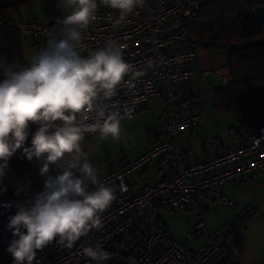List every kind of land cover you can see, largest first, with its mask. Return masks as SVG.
Listing matches in <instances>:
<instances>
[{
	"label": "built area",
	"instance_id": "obj_1",
	"mask_svg": "<svg viewBox=\"0 0 264 264\" xmlns=\"http://www.w3.org/2000/svg\"><path fill=\"white\" fill-rule=\"evenodd\" d=\"M211 1L214 0H145L144 7L136 9L125 19L123 26L117 28L113 23L118 12L105 5L98 6L97 20L85 30L81 54L87 56L112 39L123 46V58L133 66V73L142 72L135 79L131 74L126 76L125 81H132L131 86L122 82L117 94L102 99L101 106L108 111L119 109L121 112L133 108L132 118H125L122 125L132 120L148 101L163 98L166 138L151 141L141 154L117 170L99 174L101 183L117 189L116 199L101 214V227L90 230L71 249L54 241L37 252L33 264H98L81 255L83 247L97 243L107 252L114 245L115 254L120 256L115 262L107 260L99 264H129L122 260L121 253H125L129 244L134 246L133 238L137 237L138 247L132 252L134 264H226L223 243L207 230L204 201L228 206L231 202L220 193L223 186L264 171V123L243 135L235 147L212 159L190 163L184 159L181 136L202 123L203 113L182 108L176 88L193 77L192 64L201 46L189 33L202 7ZM55 21L48 24L24 21L15 13L0 18V25L14 28L21 38L39 42L44 48L46 33L57 27ZM204 75L224 88L230 85L229 72L222 68L201 73V77ZM203 90L201 84L200 91ZM93 122L91 119L85 121ZM97 134L86 132L81 142L92 164L83 142ZM162 158L168 163V174L147 180L140 191L133 192L129 179ZM43 182L19 195L0 197V264H13L7 248L17 237L6 227L8 218L17 213V205L29 207L28 202L43 190ZM9 204L11 207L6 206ZM162 212H195L198 217L186 230L183 241H177L167 235L159 217ZM201 235L207 236L205 241L197 248L189 249L187 244Z\"/></svg>",
	"mask_w": 264,
	"mask_h": 264
},
{
	"label": "clouds",
	"instance_id": "obj_2",
	"mask_svg": "<svg viewBox=\"0 0 264 264\" xmlns=\"http://www.w3.org/2000/svg\"><path fill=\"white\" fill-rule=\"evenodd\" d=\"M99 5L118 12L113 23L117 28L143 8L145 0H59L66 14L46 33V46L29 54L25 64L0 61V178L17 149L23 148L29 161L43 157V190L29 207L17 205L6 225L17 237L7 248L13 264H33L37 252L54 241L71 249L101 227V214L116 199V187L101 183L99 169L81 142L86 132H98L102 140L120 138L121 123L132 118L134 109L108 111L100 101L115 96L122 82L131 86L126 76L135 79L142 72L133 73L123 58V46L112 39L87 56L81 54L85 30L97 20ZM89 119L94 122L85 123ZM30 124L38 130L31 147H24ZM6 191V186L0 187V193ZM81 255L98 264L111 259L99 243L83 247Z\"/></svg>",
	"mask_w": 264,
	"mask_h": 264
},
{
	"label": "crops",
	"instance_id": "obj_3",
	"mask_svg": "<svg viewBox=\"0 0 264 264\" xmlns=\"http://www.w3.org/2000/svg\"><path fill=\"white\" fill-rule=\"evenodd\" d=\"M58 4L59 0H24V3L11 14L18 13L24 21L34 20L38 23L48 24L57 18H63L66 14ZM260 10H255V17L257 13H262L259 14L261 19L258 20L264 21V12ZM22 48L27 63L28 55L42 49V45L39 42L22 38ZM227 61V51L209 52L200 47L197 59L192 64L193 77L186 84L176 88L182 108L203 113V102L200 95H205L204 92L206 91L213 93V90L224 87L220 86L219 82H213L207 75L201 77V73L216 68H222L229 72ZM201 84L204 86L203 91H200ZM211 96L212 112L210 115L206 116L203 113L202 123L195 129L185 131L181 136V146L186 162L212 159L235 147L242 137L239 132L233 129L242 120H245L241 119V114H238L240 113L238 111L241 110L234 109L219 114L215 111L213 95L211 94ZM153 105L159 108V117L155 126L147 131V137L140 148H137L135 142H133V149L126 144L121 152L123 154L122 161L109 163L105 166L95 165L93 157L100 150L101 143L98 140L100 134L98 133L92 139L83 142V147L89 152L94 166L99 169L100 175L117 170L122 164L132 161L146 149L151 141H160L166 138L163 131L165 119L163 98L148 101L136 115L147 112L152 109ZM126 123L121 125L120 138L127 136V132L123 129ZM168 171L169 166L164 158L153 162L140 174L129 179L131 190L133 192L140 191L147 180L153 177L156 179L163 178L168 174ZM52 174L55 175L56 170H52ZM43 179L38 175L30 186L27 184L19 189L20 192L38 185ZM17 190L11 193H17ZM220 193L231 204L226 206L208 200L204 201L203 217L208 232L223 243L229 260L228 264H264V171L238 178L223 186ZM197 217L192 223L197 220ZM160 220L166 228L161 217ZM166 230L170 238L183 241V237L174 236L169 233L167 228ZM206 237L204 235L199 236L193 243L187 244V247L189 249L197 248L205 241Z\"/></svg>",
	"mask_w": 264,
	"mask_h": 264
},
{
	"label": "trees",
	"instance_id": "obj_4",
	"mask_svg": "<svg viewBox=\"0 0 264 264\" xmlns=\"http://www.w3.org/2000/svg\"><path fill=\"white\" fill-rule=\"evenodd\" d=\"M24 3V0H0V18L6 17ZM256 9H264V0H214L205 4L198 18L193 22L189 36L209 51H227V68L230 85L213 90L214 108L219 114L234 109L256 110L257 115L242 120L233 128L240 136L264 123V44L254 47L252 42L264 40V21H257ZM13 60L25 64L22 38L17 30L0 25V61ZM3 79L0 73V80ZM38 130L36 124L28 128V140L24 147H31L32 135ZM43 157L31 161L23 148L9 158L8 171H18L25 166L41 165ZM17 194V193H11ZM9 194V195H11ZM138 237L133 238L138 247ZM108 253L111 261L120 258L115 254L114 245ZM121 253L122 260L131 255ZM227 264L229 262L227 257Z\"/></svg>",
	"mask_w": 264,
	"mask_h": 264
},
{
	"label": "rangeland",
	"instance_id": "obj_5",
	"mask_svg": "<svg viewBox=\"0 0 264 264\" xmlns=\"http://www.w3.org/2000/svg\"><path fill=\"white\" fill-rule=\"evenodd\" d=\"M260 11L264 12V9H261ZM259 14L262 13L256 14L257 21H259L258 19H261ZM204 94L205 95L200 96L203 102V113L207 116L212 112V93L206 91L204 92ZM240 110L241 111H238L240 112L238 114L242 115L241 119H249L257 115V111H254V109ZM158 117L159 108H156L153 105L152 109H149L147 112H142L138 116L135 115L132 120L124 125L123 129L127 132V136L125 138L121 137L119 139H112L111 137H109L107 140H102L99 137L98 140L101 143L100 150L93 157L95 165L105 166L107 164L109 165V163L122 161L123 154L121 152L126 147V144L132 148L134 147L133 142H135L137 148H140L144 144L145 138L147 137V131L155 126ZM40 166L41 165L25 166L19 169L17 172L8 171L7 173H5L4 177L0 178V187L6 186L7 191L0 193V197L3 195H8L9 193L17 189H22L27 184L28 186H30L33 180L39 175ZM30 188H27L25 190H28ZM159 215L170 234L177 237H183L184 239V234L188 227L194 223H192V221L196 219L197 213L179 212L175 214H165L162 212ZM131 250L133 252V246L129 244L128 248L125 250V253L128 254ZM124 259L129 264H134L132 253Z\"/></svg>",
	"mask_w": 264,
	"mask_h": 264
},
{
	"label": "water",
	"instance_id": "obj_6",
	"mask_svg": "<svg viewBox=\"0 0 264 264\" xmlns=\"http://www.w3.org/2000/svg\"><path fill=\"white\" fill-rule=\"evenodd\" d=\"M264 44V40H255L252 42V46L257 47Z\"/></svg>",
	"mask_w": 264,
	"mask_h": 264
}]
</instances>
